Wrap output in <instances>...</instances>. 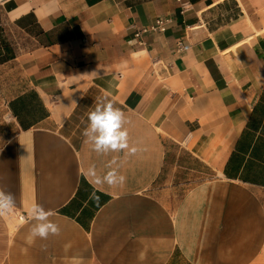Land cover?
Wrapping results in <instances>:
<instances>
[{"label":"crops","instance_id":"crops-1","mask_svg":"<svg viewBox=\"0 0 264 264\" xmlns=\"http://www.w3.org/2000/svg\"><path fill=\"white\" fill-rule=\"evenodd\" d=\"M2 32L0 264H264V0H0ZM105 96L134 152L85 142Z\"/></svg>","mask_w":264,"mask_h":264},{"label":"clouds","instance_id":"clouds-1","mask_svg":"<svg viewBox=\"0 0 264 264\" xmlns=\"http://www.w3.org/2000/svg\"><path fill=\"white\" fill-rule=\"evenodd\" d=\"M88 125L83 131L86 143H90L96 153L120 152L129 149L128 129L123 125L126 121L124 112L114 106V103L106 96L98 98L95 108L88 114ZM134 152L135 149H129ZM86 175L91 176L96 184H108L109 186L123 185L126 177L110 169L103 176L97 175L95 166L90 167ZM93 198L99 199L93 193ZM15 207V197L11 192L0 188V216L12 212ZM32 221L25 242L33 245L38 239L47 240L50 236L60 234L59 225L51 219L54 216L52 210H46L39 203H33L28 211Z\"/></svg>","mask_w":264,"mask_h":264},{"label":"built area","instance_id":"built-area-1","mask_svg":"<svg viewBox=\"0 0 264 264\" xmlns=\"http://www.w3.org/2000/svg\"><path fill=\"white\" fill-rule=\"evenodd\" d=\"M170 20H166V19H158L152 26H150L149 28L145 29V31H161L164 32L167 29V25L169 23ZM141 35V32L138 33V36ZM181 49H188L189 46H185L182 42L179 44ZM21 220H24L25 217L23 215L20 216Z\"/></svg>","mask_w":264,"mask_h":264},{"label":"rangeland","instance_id":"rangeland-1","mask_svg":"<svg viewBox=\"0 0 264 264\" xmlns=\"http://www.w3.org/2000/svg\"><path fill=\"white\" fill-rule=\"evenodd\" d=\"M0 37L3 38L4 37V33H0ZM7 217L9 218H16V216L14 215V213L10 212L9 214H7ZM18 221V220H17Z\"/></svg>","mask_w":264,"mask_h":264},{"label":"trees","instance_id":"trees-1","mask_svg":"<svg viewBox=\"0 0 264 264\" xmlns=\"http://www.w3.org/2000/svg\"><path fill=\"white\" fill-rule=\"evenodd\" d=\"M3 43H4V42H3ZM4 59H5V58H4ZM0 61H4V60L1 59Z\"/></svg>","mask_w":264,"mask_h":264}]
</instances>
